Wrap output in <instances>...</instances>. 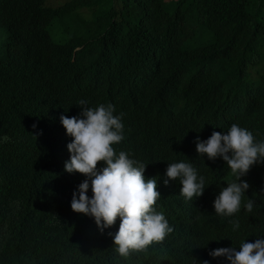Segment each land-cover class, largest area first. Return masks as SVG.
<instances>
[{"label":"clouds","instance_id":"obj_1","mask_svg":"<svg viewBox=\"0 0 264 264\" xmlns=\"http://www.w3.org/2000/svg\"><path fill=\"white\" fill-rule=\"evenodd\" d=\"M13 12L62 35L14 74L20 99L0 104L2 145L37 153L21 204L67 232L56 248L82 254L76 264H264V235L238 220L264 208V124L244 100L173 81L179 59L158 62L141 36L126 46L88 0Z\"/></svg>","mask_w":264,"mask_h":264},{"label":"trees","instance_id":"obj_2","mask_svg":"<svg viewBox=\"0 0 264 264\" xmlns=\"http://www.w3.org/2000/svg\"><path fill=\"white\" fill-rule=\"evenodd\" d=\"M88 1L98 6L103 19L115 18L126 46L141 36L153 39L158 62L179 59L175 68L181 70L173 81L182 86L209 81L214 91H233L249 116L264 124V0ZM21 4L23 0H0V104L20 99V91L9 89L14 74L40 58L49 41L58 43L62 37L54 20L44 21L43 15L16 17L13 11ZM13 148L0 140V264H76L77 256L85 258L82 254L56 248L68 237L62 226L23 208L22 193L32 179L27 164L37 153ZM205 166L211 167L209 162ZM203 173L213 180L211 173ZM238 220L246 231L264 235V208L243 210Z\"/></svg>","mask_w":264,"mask_h":264},{"label":"bare ground","instance_id":"obj_3","mask_svg":"<svg viewBox=\"0 0 264 264\" xmlns=\"http://www.w3.org/2000/svg\"><path fill=\"white\" fill-rule=\"evenodd\" d=\"M13 4H14V3H13ZM16 4H17V3H16ZM8 8H9V6H8ZM8 8H7V9H8ZM12 15H13V14H12ZM6 21H7V20H6ZM28 34H29V33H28ZM26 36H27V35H26ZM28 36H29V35H28ZM33 36H34V34H33ZM46 36H47V35H46ZM46 36H45V37H46ZM35 38H37V37H35ZM47 39H48V38H47ZM52 39H54V37H52ZM55 39H56V38H55ZM31 43H32V42H31ZM54 43H56V42H54ZM11 49H13V48H11ZM33 50H34V49H33ZM38 51H39V50H38ZM42 52H43V51H42ZM31 53H32V52H31ZM38 59H39V58H38ZM194 74H195V73H194ZM194 74H193V76H194ZM191 75H192V74H191ZM195 77H196V74H195Z\"/></svg>","mask_w":264,"mask_h":264}]
</instances>
